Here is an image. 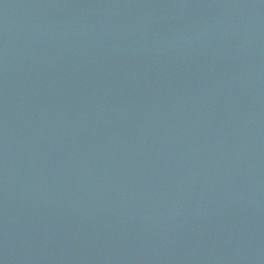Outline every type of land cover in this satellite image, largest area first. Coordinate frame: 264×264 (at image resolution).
Returning a JSON list of instances; mask_svg holds the SVG:
<instances>
[{
	"label": "water",
	"instance_id": "water-1",
	"mask_svg": "<svg viewBox=\"0 0 264 264\" xmlns=\"http://www.w3.org/2000/svg\"><path fill=\"white\" fill-rule=\"evenodd\" d=\"M0 264H264V0H0Z\"/></svg>",
	"mask_w": 264,
	"mask_h": 264
}]
</instances>
